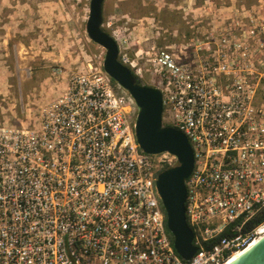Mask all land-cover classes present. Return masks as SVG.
Listing matches in <instances>:
<instances>
[{"label": "built area", "instance_id": "obj_1", "mask_svg": "<svg viewBox=\"0 0 264 264\" xmlns=\"http://www.w3.org/2000/svg\"><path fill=\"white\" fill-rule=\"evenodd\" d=\"M197 10L180 45L129 55L113 35L192 146L194 257L175 249L157 188L178 159L140 148L139 107L101 65L72 73L33 126L0 120V264H228L264 236L250 227L264 213V0Z\"/></svg>", "mask_w": 264, "mask_h": 264}, {"label": "rangeland", "instance_id": "obj_2", "mask_svg": "<svg viewBox=\"0 0 264 264\" xmlns=\"http://www.w3.org/2000/svg\"><path fill=\"white\" fill-rule=\"evenodd\" d=\"M205 1L105 0L103 29L118 35L129 55L180 45ZM212 1L217 7L231 4ZM256 1L244 0L247 5ZM90 2L0 0L1 121L33 126L42 106L64 91L72 73L103 65L106 50L87 33ZM150 80L146 75V83Z\"/></svg>", "mask_w": 264, "mask_h": 264}, {"label": "water", "instance_id": "obj_3", "mask_svg": "<svg viewBox=\"0 0 264 264\" xmlns=\"http://www.w3.org/2000/svg\"><path fill=\"white\" fill-rule=\"evenodd\" d=\"M104 2L91 0L87 33L95 44L106 50L104 70L134 98L139 107L136 135L140 148L149 155L169 153L178 159V165L159 173L157 188L166 212L168 230L174 237L175 249L183 259L189 261L197 252L194 232L186 217V180L194 169V152L184 133L164 126L161 91L138 83L132 71L119 61L118 43L103 29ZM228 264H264V236Z\"/></svg>", "mask_w": 264, "mask_h": 264}, {"label": "trees", "instance_id": "obj_4", "mask_svg": "<svg viewBox=\"0 0 264 264\" xmlns=\"http://www.w3.org/2000/svg\"><path fill=\"white\" fill-rule=\"evenodd\" d=\"M136 78V80H137V82L138 83H141V81L137 78V77H135ZM113 84H114V86H115V88H116V90L118 91V92H122L123 90H121L118 86H117V84L113 81ZM170 166L169 165H166L165 166V168H169ZM163 211L165 212V210H164V208H163ZM264 222V213H262V214H259L254 220H252L251 222H250V227H255V226H258V225H260L261 223H263ZM168 233H169V235H170V237H171V239L174 241V237H173V235L171 234V232L168 230Z\"/></svg>", "mask_w": 264, "mask_h": 264}, {"label": "bare ground", "instance_id": "obj_5", "mask_svg": "<svg viewBox=\"0 0 264 264\" xmlns=\"http://www.w3.org/2000/svg\"><path fill=\"white\" fill-rule=\"evenodd\" d=\"M242 253H244V251H240V252H238L230 261H229V263L230 262H232V261H234L235 259H237L240 255H242Z\"/></svg>", "mask_w": 264, "mask_h": 264}]
</instances>
